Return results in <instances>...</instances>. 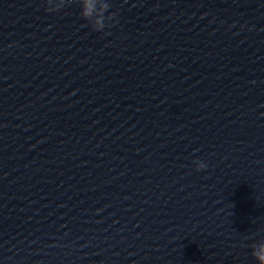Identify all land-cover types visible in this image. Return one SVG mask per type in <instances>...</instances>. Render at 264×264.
Instances as JSON below:
<instances>
[{"label": "water", "instance_id": "95a60500", "mask_svg": "<svg viewBox=\"0 0 264 264\" xmlns=\"http://www.w3.org/2000/svg\"><path fill=\"white\" fill-rule=\"evenodd\" d=\"M109 3L0 0V264H256L264 0Z\"/></svg>", "mask_w": 264, "mask_h": 264}, {"label": "clouds", "instance_id": "9594fccd", "mask_svg": "<svg viewBox=\"0 0 264 264\" xmlns=\"http://www.w3.org/2000/svg\"><path fill=\"white\" fill-rule=\"evenodd\" d=\"M77 3L80 7V16L85 20L92 30L104 32L105 29H110L118 23L117 12L109 13L111 4L109 0H44V11L46 13L61 12L67 5ZM106 13H108L106 15ZM105 35H110V32H104ZM197 171L205 170L208 165L200 160L194 161ZM251 240L248 245L251 248V257L256 261V264H264V237L259 240L252 237H245Z\"/></svg>", "mask_w": 264, "mask_h": 264}]
</instances>
